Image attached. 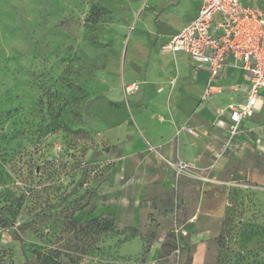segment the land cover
<instances>
[{"label":"rangeland","instance_id":"rangeland-1","mask_svg":"<svg viewBox=\"0 0 264 264\" xmlns=\"http://www.w3.org/2000/svg\"><path fill=\"white\" fill-rule=\"evenodd\" d=\"M181 1L0 0V264H192L194 204L161 164L143 180L122 161L128 140L166 119L186 129L201 106L187 60L159 52ZM155 62L167 83L147 80ZM131 80L145 87L129 94ZM239 136L264 139L263 120L218 137L203 169L152 147L176 178L222 156L226 172L262 173L230 176L207 264H264V148Z\"/></svg>","mask_w":264,"mask_h":264},{"label":"crops","instance_id":"crops-1","mask_svg":"<svg viewBox=\"0 0 264 264\" xmlns=\"http://www.w3.org/2000/svg\"><path fill=\"white\" fill-rule=\"evenodd\" d=\"M242 4L261 8L264 11V0H241ZM201 0H182L178 11L175 12L167 23L165 33L167 37L161 46L170 41V38L179 33L184 26L195 19L199 14ZM219 16H216V19ZM174 18H182V22L170 26ZM160 55L165 58L179 57L186 59L193 71L195 82L199 86V99L201 106L197 115L187 119V128L181 129L179 124L171 119H166L158 123V131L153 138H149L145 133L128 140L123 148L122 161L127 171L139 170L141 179H151L154 177L152 170L149 173L148 166L159 163V178L162 185L167 189L177 187L180 189L179 200L186 204H194V209L185 222L189 241L193 245L194 252L192 255V264H207L206 257L210 251L211 243L219 237L223 224V216L226 210L228 192L231 190L230 176L244 177L251 174L254 179L258 180L262 174L259 170L233 171L226 172L227 158L221 157L215 165L211 167L209 173L197 174L191 172L188 175L168 174V169L163 162L152 152V147L158 151L161 159L170 162L180 159L182 163L193 164L197 167L209 166V154L211 145H218L217 138L221 135L230 134L228 125L230 123L229 114H219L218 109L225 107L231 102L243 103L246 101V94L249 90L250 83L246 79L243 70L234 68L231 65L224 66L219 76L213 80L212 84L220 86L221 91L203 99V93L208 85L210 77L209 71L204 68L199 74H194L193 67L195 60L187 52H161ZM146 78L150 82L167 83L168 74L165 68H161L159 63L155 62L146 70ZM137 82L139 89L129 94L140 92L145 86L144 80H131L125 84ZM253 120H263L264 111L258 112L255 116L248 117L240 125V128L246 129L247 122ZM194 131V132H192ZM239 143H251L258 149L264 148V139L257 138L249 142L248 138L242 136L235 137ZM263 145V146H262ZM192 186H190V184Z\"/></svg>","mask_w":264,"mask_h":264},{"label":"built area","instance_id":"built-area-1","mask_svg":"<svg viewBox=\"0 0 264 264\" xmlns=\"http://www.w3.org/2000/svg\"><path fill=\"white\" fill-rule=\"evenodd\" d=\"M170 51L189 53L195 60L194 74L204 68L209 71L203 99L221 91L212 82L224 66L243 70L250 83L246 101L231 102L218 109L221 115L229 114L231 137L238 134L246 118L264 111V11L261 8L244 5L241 0H201L198 16L161 46V52ZM138 89L137 82L126 85L127 93Z\"/></svg>","mask_w":264,"mask_h":264}]
</instances>
